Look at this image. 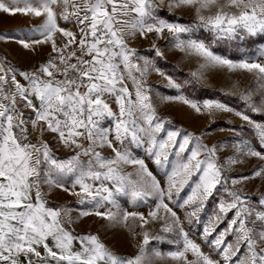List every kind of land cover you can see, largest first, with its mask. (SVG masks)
<instances>
[{
  "label": "snow or ice",
  "instance_id": "snow-or-ice-1",
  "mask_svg": "<svg viewBox=\"0 0 264 264\" xmlns=\"http://www.w3.org/2000/svg\"><path fill=\"white\" fill-rule=\"evenodd\" d=\"M181 9L191 10L194 19L180 23V17L165 18ZM0 13L42 18L24 35H0V41L31 51L51 45L48 60L35 69H19L6 54L0 56V264H153L164 259L176 264H264V194L253 201L237 187L248 179L264 180V166L251 176L230 175L248 158L264 162V119L249 114L264 117V44L254 55L239 47L235 60L213 50L221 42L239 46L264 37V0H0ZM60 21L77 31L61 27ZM201 32L210 39L201 38ZM57 34L63 38L60 44ZM153 34L185 57L200 59L191 79L177 82L131 46V41ZM155 39L150 51L163 58ZM215 68L255 75L257 87L238 95L244 110L183 94L185 85ZM152 72L179 94L154 96L148 84ZM157 100L178 101L208 117L234 113L250 126L260 150L241 137L231 145L233 154L221 159L227 149L223 142L208 143L206 132L197 135L171 126L158 114ZM46 133L53 134L57 148L73 154L57 157ZM139 150L164 177L163 186L137 156ZM129 167L132 171H126ZM54 189L78 198L75 219L73 208L49 206L47 197ZM213 196L215 208L202 220ZM121 198L133 206L151 201L155 206L145 216L122 210ZM174 207L184 210L190 225H202L201 238L219 259L190 238ZM89 216L112 224L139 220L138 253L122 256L96 234L75 233L72 225ZM155 222L161 226L152 235L148 226ZM221 224L225 227L217 232ZM155 242H167L175 250H149Z\"/></svg>",
  "mask_w": 264,
  "mask_h": 264
},
{
  "label": "rangeland",
  "instance_id": "rangeland-1",
  "mask_svg": "<svg viewBox=\"0 0 264 264\" xmlns=\"http://www.w3.org/2000/svg\"><path fill=\"white\" fill-rule=\"evenodd\" d=\"M165 3H167V0H165ZM166 16V19H171ZM172 16L180 17L179 20H182L178 21L180 23H186L194 19L193 12L187 9L177 10L172 13ZM40 23H42V18L23 16L20 14L10 16L8 14L0 13V35L6 37L22 36L29 28L37 26ZM59 23L61 27L72 28L73 31H77L74 25L64 23L63 21H60ZM203 33L205 32L199 33L201 38H204ZM33 38L38 39L39 37L36 36ZM154 39V34L150 35L147 39H136L131 41V46L135 47L140 54L148 55L150 58L154 59L156 66L167 75L173 77L177 82L183 84L185 80L191 79L190 73L197 70L201 63L200 59L195 56L185 57L183 53L175 50L167 39H155L156 45L165 54L163 58L155 57L154 52L150 51ZM56 40L57 44H60L63 38L57 34ZM221 44L231 46L232 53L235 54V56H232L231 58L235 60L240 58L239 47H243L250 54L254 55L259 45L264 44V40L250 48L251 50H248L249 48H247L244 43L239 46L227 42H221ZM216 52L220 53L219 51ZM50 53V44L37 45L35 51H31L23 49L19 44L12 41H0V56L6 54L8 60L22 70L39 67L42 63H45L48 60ZM260 60L261 62H264V57H261ZM18 79H21V82L23 83L22 78L18 77ZM148 84L151 86L154 96L156 93H159L161 96H175L179 94L176 89L169 88L167 86V80L156 72H152L149 75ZM129 87H131L130 84ZM256 87V77L253 73H248L242 70L230 72L226 68H215L205 70L202 80L185 85L182 91L184 95L191 99L200 101L204 99L222 100L235 110L239 111L244 110V105L238 98L239 93L247 89H255ZM233 93L236 95H233ZM258 96L259 93H257V98ZM156 103L158 114L161 117L170 120L171 126L181 127L186 131L194 132L197 135L206 132L205 141L208 143L223 142L227 146V149L220 154L221 159L233 154L231 145L235 141L241 139V137L249 140L257 150H260L259 144L256 141L253 132L250 130V126L234 113H217L214 117H208L207 115L196 113L194 110L178 101L161 103L157 100ZM113 108L115 109V105H113ZM249 114L254 120L261 121L264 119V117L258 114ZM107 124L108 122L106 121L105 126H107ZM230 129H235L236 132L231 131ZM237 132L239 135H237ZM38 134L37 131V133L31 137L33 142L37 140ZM52 135L53 134L51 133H46L44 139L49 141L50 145L54 148L57 157L63 159L73 154L70 150L63 148L62 146L57 148L55 142L51 139ZM109 154L110 150L106 149L105 155ZM136 154L145 160L148 168L157 175V178L163 186L165 179L159 173L153 161L143 152V150L137 151ZM261 166H264V162L259 161L257 158H248L242 165H237L230 175L237 177L251 176V174ZM126 171H132V169L129 167ZM237 187L241 188L253 201L257 200L261 194H264V180L260 178H252L242 181ZM78 190L79 189H77V191ZM181 195L183 196L184 193H181ZM47 199L49 201V206L56 207L62 205L73 208L71 215L74 219L78 215V211L81 207L77 203V197L62 192L59 189H54L48 195ZM120 202L122 210L129 212L136 211L138 213H143L145 216H147L150 208L155 206L154 201L149 202L148 205L139 204L136 206H133L126 198H121ZM216 202L217 198L215 196L210 198L204 212L201 214L202 220H206L207 216L212 214ZM83 207L91 208L92 206L85 205ZM100 210L105 211L106 209ZM173 210L176 211L177 215L181 218L184 229L189 233L190 238L201 245L202 251L212 256L213 259H219L213 249L201 238L200 234L202 232V225H190L185 219L183 209L174 207ZM231 215L232 214L229 213V217H231ZM139 223V220H133L130 218L126 224H112L100 217L89 216L79 219L72 225V228L77 234H96L114 252L122 256L130 257L137 254L139 251L138 245L142 239ZM160 226V222H155L148 227L151 234L155 235L159 232ZM223 227H225V225L221 224L220 227L217 228V232ZM213 236H215V233H213ZM211 238L212 237L209 239ZM227 239L231 240L232 237L229 236ZM49 243L51 242L49 241ZM74 247L78 250L79 244H75ZM148 247L149 250L157 248L164 253H167L170 250H175V246L170 245L167 242H164L163 244L155 242ZM39 250L43 253L42 247ZM189 259H192L191 255H189ZM21 260H23V257H21ZM153 264H176V262L171 259H164L154 260Z\"/></svg>",
  "mask_w": 264,
  "mask_h": 264
},
{
  "label": "trees",
  "instance_id": "trees-1",
  "mask_svg": "<svg viewBox=\"0 0 264 264\" xmlns=\"http://www.w3.org/2000/svg\"><path fill=\"white\" fill-rule=\"evenodd\" d=\"M167 18H172L171 16H166ZM182 21V20H179ZM204 35V39H210L209 34L208 33H203ZM264 40V37H256V38H250L249 40H246L244 42V45L247 46V48H249L248 50H251L250 48L254 47L256 44L260 43L261 41ZM215 51H219L222 54H228L231 57L235 56V54L232 53V49L231 46L229 45H223L221 43H219L218 45H216V47L213 49Z\"/></svg>",
  "mask_w": 264,
  "mask_h": 264
}]
</instances>
